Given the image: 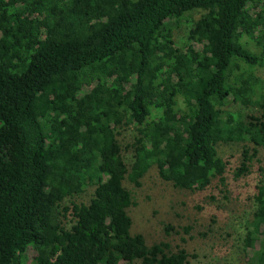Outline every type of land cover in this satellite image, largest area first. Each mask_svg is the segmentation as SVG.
Returning <instances> with one entry per match:
<instances>
[{
    "label": "trees",
    "instance_id": "trees-1",
    "mask_svg": "<svg viewBox=\"0 0 264 264\" xmlns=\"http://www.w3.org/2000/svg\"><path fill=\"white\" fill-rule=\"evenodd\" d=\"M257 66L264 0H0V264H185L131 232L124 182L155 165L178 189L225 186L226 143L248 174L264 148ZM252 197L247 260L264 264L262 180Z\"/></svg>",
    "mask_w": 264,
    "mask_h": 264
},
{
    "label": "rangeland",
    "instance_id": "rangeland-1",
    "mask_svg": "<svg viewBox=\"0 0 264 264\" xmlns=\"http://www.w3.org/2000/svg\"><path fill=\"white\" fill-rule=\"evenodd\" d=\"M185 32L186 28L183 33L180 30L179 38H185ZM254 74L264 79V66H257ZM228 108L239 111L242 105ZM129 133L124 132L121 141H127ZM218 151L227 160L225 186L215 179L203 190L178 189L160 178L155 165L141 178L139 187L125 181L134 201L128 210L131 232L143 234L148 244L162 240L173 248L183 247L189 254L185 264H250L248 253L258 241L245 247V223L255 206V185L264 182V148H259L249 173L238 178L234 170L242 158L241 144H219ZM224 187L226 191H221ZM92 192L89 189L79 200L86 201Z\"/></svg>",
    "mask_w": 264,
    "mask_h": 264
},
{
    "label": "water",
    "instance_id": "water-1",
    "mask_svg": "<svg viewBox=\"0 0 264 264\" xmlns=\"http://www.w3.org/2000/svg\"><path fill=\"white\" fill-rule=\"evenodd\" d=\"M14 264H18V261H16Z\"/></svg>",
    "mask_w": 264,
    "mask_h": 264
}]
</instances>
